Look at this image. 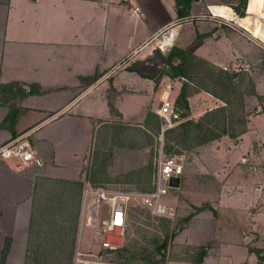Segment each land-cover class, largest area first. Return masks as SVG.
I'll list each match as a JSON object with an SVG mask.
<instances>
[{
  "label": "crops",
  "instance_id": "obj_1",
  "mask_svg": "<svg viewBox=\"0 0 264 264\" xmlns=\"http://www.w3.org/2000/svg\"><path fill=\"white\" fill-rule=\"evenodd\" d=\"M196 4L192 0L189 15L180 16L182 8H178L176 0H0V83L16 82L25 92H7L2 98L0 95V145L29 131L31 149L41 161L40 165L31 161L22 167L18 157L0 155V255L6 251L5 264L10 263L13 254L26 252L31 219L40 196L39 183L42 184L38 177L67 178L58 165L62 166L60 158L70 154L65 147L73 133L112 118L145 124L149 111L158 114L165 90L174 103L178 87L171 98L174 86L170 82L175 83L174 79L182 76L173 77L168 71V66L176 67L179 63L178 57L171 64L165 61L173 47L227 70L238 64L244 68L260 59L264 44L232 20L213 25L207 21H213L212 16H195ZM205 9H210L209 4ZM182 17L193 18L172 26L174 36L161 49L159 31ZM184 24L190 29L183 30ZM210 25L216 31L211 32ZM260 71L264 76V66ZM261 75L254 78L255 92L249 95L254 99L249 102L248 96H244L247 115L243 131L234 138L228 136L221 144L218 139L202 144L208 155H222L227 158L226 164L239 165L236 187L234 181L228 183L225 199L227 207L244 216L245 223L236 226L243 242L264 235ZM165 80L168 83L163 88ZM104 83L101 92L88 97L90 91ZM14 97L16 105L11 104ZM43 98L48 100L42 101ZM124 98H139L137 112L124 109ZM219 145L223 146L221 150ZM43 157L53 163L41 168ZM56 171L61 175L51 174ZM195 218L196 215L193 222ZM232 243L235 242L227 240L222 244L219 255L228 256L224 264L245 258L254 264L255 247L240 242L241 251L235 253L237 247ZM210 258L206 256L200 264H211Z\"/></svg>",
  "mask_w": 264,
  "mask_h": 264
},
{
  "label": "rangeland",
  "instance_id": "obj_2",
  "mask_svg": "<svg viewBox=\"0 0 264 264\" xmlns=\"http://www.w3.org/2000/svg\"><path fill=\"white\" fill-rule=\"evenodd\" d=\"M195 1L197 4L193 14L206 18L212 16L213 21H207L215 25L222 22L216 16L232 20L231 5L239 0ZM206 4H209V10L205 9ZM262 4L264 0H247L246 10L250 6L255 10L253 24L248 27L242 23L236 24L264 44ZM210 28L211 32L216 31L211 25ZM189 29L190 26L184 24L183 30ZM238 65L235 69L227 70L191 55L185 66V76L174 79L176 84L170 82L174 86L171 98L178 87L174 104L178 94L182 92L188 105L187 110H178V117L159 116L146 124L125 123L119 118H112L98 121L95 127L85 128L84 132L73 133L69 137L68 147H65L70 154L60 158L62 166L58 165L65 170L62 174L68 179L38 177L42 178V184L39 183L40 196L31 219L27 249L24 255L21 252L13 254L9 264H72L77 248L97 251L101 247V238L95 225H81L79 220L84 187L90 185L112 191L148 192L154 186L160 155H176L184 167L179 188L169 189L162 197L165 204L173 207L172 214H156L142 204L139 195H133L122 246L115 252L116 257L132 264H192L198 252L204 248L202 260L211 256V264H224L228 256L219 253L227 240L235 242L232 243L233 247H237L235 253L241 251L240 242L248 243L247 247L264 249L263 234V237L259 236L254 240L252 236L251 240L241 241L239 228L236 226L241 225L240 222L245 223L244 216L239 210L227 207L226 204L225 196L229 193L227 188L230 186L228 183L234 181L233 186L236 187L239 165L237 162L226 164L227 158H222V155L220 158L208 155L202 146L217 139L221 144L223 139L234 138L231 135H237L245 128L247 113L244 96H248L249 102L254 99L249 95H254L255 92L254 78L261 75L259 70L264 66V52L260 59L253 60L244 68ZM260 79L264 83V79ZM167 83V80L163 81V88ZM105 85L100 84L94 88L88 97L101 92ZM165 94L166 90L162 95L166 96ZM202 94L205 98H202ZM0 95L1 98L5 97L4 93ZM158 99L156 95L155 101ZM16 100L14 97L11 104L16 105ZM47 100L48 98L42 99ZM260 100L264 101L262 98ZM132 101L122 99L123 107L132 113L137 112L139 98ZM207 114H212V117H205ZM191 121L198 122L201 126L190 125V130L186 131L185 125ZM155 124L161 127L160 133H157ZM72 129L74 128L70 127ZM211 131L220 136L197 143L208 138ZM221 147L223 146L219 147L220 150ZM43 159L41 168L52 162L51 159ZM60 173L56 171L51 174L60 176ZM194 215L196 220L193 222ZM163 242L164 249L154 250L156 244ZM254 261V264H264V260H260L256 252ZM230 264L249 262L245 258L231 261Z\"/></svg>",
  "mask_w": 264,
  "mask_h": 264
},
{
  "label": "built area",
  "instance_id": "obj_3",
  "mask_svg": "<svg viewBox=\"0 0 264 264\" xmlns=\"http://www.w3.org/2000/svg\"><path fill=\"white\" fill-rule=\"evenodd\" d=\"M133 10H137V8L134 7ZM191 18L193 17H182L171 26L161 29L159 31V34H161L159 39L160 48L165 49L170 44L173 36L172 26ZM220 21L226 22L224 18H221ZM157 113L159 116L166 118L170 115L178 117V110L175 109L173 101L169 100L167 96L161 97ZM28 136L29 131H25L0 145V155L8 153L18 157L22 167L29 165L31 161L40 165L41 161L35 158ZM183 171V163L179 161L176 155L164 157L160 155L154 186L148 192L112 191L100 186L90 185L84 187L80 206V224L95 225L96 232L101 238V247L97 251H86L77 248L72 264H132L123 258L116 257L115 254L118 248L122 246L131 198L137 194L142 204L154 213L172 214L173 207L165 204L162 197L167 194L169 189H174L169 185L170 179L172 177H180L181 179ZM118 214L119 216H117Z\"/></svg>",
  "mask_w": 264,
  "mask_h": 264
},
{
  "label": "trees",
  "instance_id": "obj_4",
  "mask_svg": "<svg viewBox=\"0 0 264 264\" xmlns=\"http://www.w3.org/2000/svg\"><path fill=\"white\" fill-rule=\"evenodd\" d=\"M191 1L192 0H176L178 8H182V12L180 13V16H188L189 15V9L191 6ZM246 3H247V0H239L236 5L231 6V8L233 9L232 21H234L235 23H242L243 25H246V27H248L249 25L253 24V20L255 19L256 15H255V10H253L252 6H250L251 8L249 7V9L246 10ZM261 6L264 8V4H262ZM174 57L179 58V63L176 67L175 66L172 67V69L174 71L173 77H179V76L184 77L185 76V66H186L187 62H189V58L191 57V54L187 53V51H185L183 49L173 47L170 50V52L168 53L165 61L167 63L171 64L172 59ZM7 92L8 93L9 92H20L22 94L25 93V92H23V89L17 87L16 82H11L9 84H1L0 83V93H7ZM174 107L176 110H187L188 109L187 101L185 100V96L182 92H180L178 94V96L175 100ZM9 110H10V107H9ZM8 115H7V118H8ZM210 116L212 117V114H207L205 117H210ZM155 118L156 119L159 118V115H157L154 112L149 111L145 117V124L147 122L150 123ZM184 125H182V126H184ZM190 125H193L195 127L201 126L200 123L191 121V122L186 123V125H185L186 131L190 130V127H188ZM154 127L156 128L157 133H160L159 131H161V127L158 124H155ZM164 134H166V133L164 132ZM219 136L220 135L212 133V131H211V134L208 136V138H203L199 142L197 141V143L201 144L205 141H209L211 139L218 138ZM231 136L235 137L236 135H231ZM161 244L162 243L156 244L154 247V250L164 249L165 245L161 246ZM253 251L257 253L258 258L260 260H264V254L263 255L261 254L262 252H264V249H254ZM204 255H205V249L203 248L198 252L196 260L193 261L192 264H200L202 262ZM5 259H6V251L0 255V264H5Z\"/></svg>",
  "mask_w": 264,
  "mask_h": 264
},
{
  "label": "water",
  "instance_id": "obj_5",
  "mask_svg": "<svg viewBox=\"0 0 264 264\" xmlns=\"http://www.w3.org/2000/svg\"><path fill=\"white\" fill-rule=\"evenodd\" d=\"M168 71H170V73L173 75L174 74V72H173V70H172V68H171V66H168ZM160 106V105H159ZM180 182H181V179H180V177H172L171 179H170V181H169V185L170 186H172L174 189L175 188H179V186H180ZM184 223H182V225H183ZM179 226H181V225H179ZM178 226V227H179ZM162 245H164V242L161 244V246ZM155 252V251H154ZM264 254V253H263Z\"/></svg>",
  "mask_w": 264,
  "mask_h": 264
},
{
  "label": "bare ground",
  "instance_id": "obj_6",
  "mask_svg": "<svg viewBox=\"0 0 264 264\" xmlns=\"http://www.w3.org/2000/svg\"><path fill=\"white\" fill-rule=\"evenodd\" d=\"M217 17H220V16H217ZM221 18H224V17H221ZM224 19H226V18H224ZM229 20V19H228ZM168 43V42H167ZM117 216H119V214L117 215Z\"/></svg>",
  "mask_w": 264,
  "mask_h": 264
}]
</instances>
